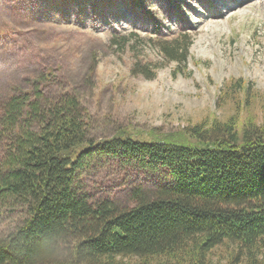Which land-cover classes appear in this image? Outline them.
I'll use <instances>...</instances> for the list:
<instances>
[{
    "label": "trees",
    "instance_id": "obj_1",
    "mask_svg": "<svg viewBox=\"0 0 264 264\" xmlns=\"http://www.w3.org/2000/svg\"><path fill=\"white\" fill-rule=\"evenodd\" d=\"M192 43L159 45L183 65ZM26 63L0 89V216L17 217L0 235V264H264V97L253 84L229 80L220 99L237 104L225 121L96 141L61 69ZM254 104L260 113L245 117Z\"/></svg>",
    "mask_w": 264,
    "mask_h": 264
},
{
    "label": "rangeland",
    "instance_id": "obj_2",
    "mask_svg": "<svg viewBox=\"0 0 264 264\" xmlns=\"http://www.w3.org/2000/svg\"><path fill=\"white\" fill-rule=\"evenodd\" d=\"M54 1L0 0V60L13 64L0 72V89L24 75L31 58L61 69L58 80L90 113L93 140L122 128L145 137L177 132L212 114L225 121L236 111L235 101L220 99L231 79L264 97V0H67L63 8ZM181 34L193 46L178 65L159 44ZM137 64L155 69V78L134 71ZM250 108L245 117L260 113V105ZM107 176L91 178L92 187ZM124 184L115 186L120 197ZM16 219L0 216V235Z\"/></svg>",
    "mask_w": 264,
    "mask_h": 264
}]
</instances>
